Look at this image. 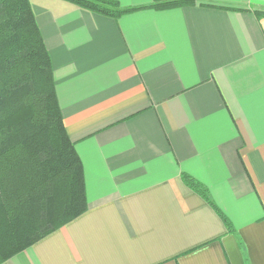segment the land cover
<instances>
[{
	"label": "crops",
	"instance_id": "crops-1",
	"mask_svg": "<svg viewBox=\"0 0 264 264\" xmlns=\"http://www.w3.org/2000/svg\"><path fill=\"white\" fill-rule=\"evenodd\" d=\"M28 1L86 209L0 264H264V0Z\"/></svg>",
	"mask_w": 264,
	"mask_h": 264
},
{
	"label": "trees",
	"instance_id": "trees-1",
	"mask_svg": "<svg viewBox=\"0 0 264 264\" xmlns=\"http://www.w3.org/2000/svg\"><path fill=\"white\" fill-rule=\"evenodd\" d=\"M119 17L195 0H66ZM28 0H0V263L86 209L82 164L63 126L49 55ZM187 185L205 188L188 175Z\"/></svg>",
	"mask_w": 264,
	"mask_h": 264
}]
</instances>
